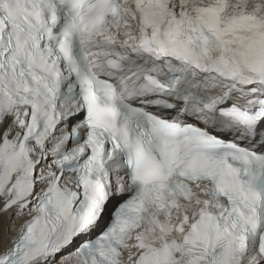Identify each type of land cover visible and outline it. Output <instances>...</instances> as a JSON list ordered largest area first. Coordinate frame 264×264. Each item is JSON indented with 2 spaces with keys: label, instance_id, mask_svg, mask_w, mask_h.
<instances>
[{
  "label": "snow or ice",
  "instance_id": "snow-or-ice-1",
  "mask_svg": "<svg viewBox=\"0 0 264 264\" xmlns=\"http://www.w3.org/2000/svg\"><path fill=\"white\" fill-rule=\"evenodd\" d=\"M0 214V264H264V0H0Z\"/></svg>",
  "mask_w": 264,
  "mask_h": 264
},
{
  "label": "bare ground",
  "instance_id": "bare-ground-1",
  "mask_svg": "<svg viewBox=\"0 0 264 264\" xmlns=\"http://www.w3.org/2000/svg\"><path fill=\"white\" fill-rule=\"evenodd\" d=\"M24 219H27V217H19L17 218L14 214H13V217H12V220L9 222L11 225H14L15 228H16V232L19 231V228H20V225L23 223V220ZM0 222H8L7 221V217L3 216L2 214H0ZM16 232H13L10 234V237L11 238H14L15 235H16Z\"/></svg>",
  "mask_w": 264,
  "mask_h": 264
}]
</instances>
